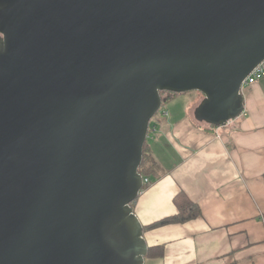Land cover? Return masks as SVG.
<instances>
[{
	"label": "water",
	"instance_id": "1",
	"mask_svg": "<svg viewBox=\"0 0 264 264\" xmlns=\"http://www.w3.org/2000/svg\"><path fill=\"white\" fill-rule=\"evenodd\" d=\"M263 60L264 0H0V264H145L162 92L223 126Z\"/></svg>",
	"mask_w": 264,
	"mask_h": 264
},
{
	"label": "crops",
	"instance_id": "2",
	"mask_svg": "<svg viewBox=\"0 0 264 264\" xmlns=\"http://www.w3.org/2000/svg\"><path fill=\"white\" fill-rule=\"evenodd\" d=\"M242 91L244 112L226 125L195 117L199 91L175 96L151 122L160 171L133 208L144 227L174 220L144 231L145 264H264V78ZM182 195L199 215L183 218Z\"/></svg>",
	"mask_w": 264,
	"mask_h": 264
},
{
	"label": "trees",
	"instance_id": "3",
	"mask_svg": "<svg viewBox=\"0 0 264 264\" xmlns=\"http://www.w3.org/2000/svg\"><path fill=\"white\" fill-rule=\"evenodd\" d=\"M162 96H163V93H162ZM173 97H168V98L163 97V104L164 103L167 104L168 101L171 100ZM212 126H215V125H212ZM149 133H151V125H150V132ZM139 171H140V173H142L144 178H149V176H151V175L153 176V175L159 173V171H160V167H159L158 163L156 162V160L152 156V150H151L150 144L148 142V139H147L145 146H144V155H143V160H142V163L140 165ZM149 183H150V179H149V182H145L143 188L148 186ZM181 202H184V207L186 208V210L184 212H182V213H184V214H182L184 219L187 220L191 217H194V216H197L200 214L199 207L194 202H192L191 199H189L186 195H182L178 198V204H180ZM185 212H186V214H185ZM188 212H190V214H188ZM171 220H174V219L173 218H167V219L157 221V222L153 223L152 225H150L149 227H144V231L151 229V228H155L158 225L164 224V223L169 222Z\"/></svg>",
	"mask_w": 264,
	"mask_h": 264
},
{
	"label": "built area",
	"instance_id": "4",
	"mask_svg": "<svg viewBox=\"0 0 264 264\" xmlns=\"http://www.w3.org/2000/svg\"><path fill=\"white\" fill-rule=\"evenodd\" d=\"M264 78V60L260 62L254 70L246 77L243 87L246 85H253ZM145 182H149L148 178H145Z\"/></svg>",
	"mask_w": 264,
	"mask_h": 264
},
{
	"label": "rangeland",
	"instance_id": "5",
	"mask_svg": "<svg viewBox=\"0 0 264 264\" xmlns=\"http://www.w3.org/2000/svg\"><path fill=\"white\" fill-rule=\"evenodd\" d=\"M190 92H192V91H189V92H185V93H190ZM163 93V96L162 97H164V98H168V97H173L174 95L175 96H178V95H180V94H184V93H175V92H169V91H164V92H162ZM197 93H201L200 91L199 92H197ZM187 95H189V94H187ZM174 96V97H175ZM204 96V95H203ZM173 97V98H174ZM167 104L166 103H164L163 105H162V107H161V109L159 110V112L154 116V118L152 119V124L154 125L155 123H156V120L159 118V117H163V114L164 115H166V113L164 112V110H166L167 109V106H166ZM169 106V105H168ZM166 108V109H165ZM169 108H172L171 106L169 107ZM151 124V130H152V125ZM150 136V135H149ZM149 136H148V139H149ZM144 155V154H143ZM149 179V178H148ZM135 202V201H134ZM134 202H133V204H134ZM132 204V205H133Z\"/></svg>",
	"mask_w": 264,
	"mask_h": 264
}]
</instances>
